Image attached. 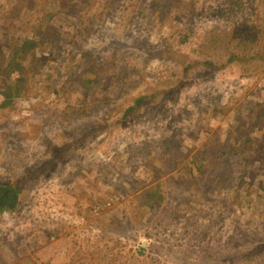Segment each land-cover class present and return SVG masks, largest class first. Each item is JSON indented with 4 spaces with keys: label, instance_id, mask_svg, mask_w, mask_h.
<instances>
[{
    "label": "rangeland",
    "instance_id": "1",
    "mask_svg": "<svg viewBox=\"0 0 264 264\" xmlns=\"http://www.w3.org/2000/svg\"><path fill=\"white\" fill-rule=\"evenodd\" d=\"M66 1L65 10L74 6L72 2L75 0ZM157 1L160 2H157L156 10V7L146 8V2L142 0H96L97 4L90 8L87 17L89 21L93 19L98 21V12L102 10L105 14L100 15V18L104 21L92 24L89 30L92 34L88 37L82 36L81 29L79 37L82 39L80 42L84 49L95 48L93 54L97 56L96 67L101 66V78L115 74L119 70H133L137 72L135 78H140L139 73L142 75L141 80L145 81L142 83V89L148 88L149 94L159 91L163 84L167 87L169 83L166 82L167 79H175L173 84L176 86L179 78H182L185 84L180 89L176 101L164 99L162 105L171 104L167 111L162 110L153 116L155 113H149L147 107L145 112H136L129 120L115 124L109 132L99 133L87 145L88 151L84 152L83 160L79 159L81 165L82 162L86 161L87 164L90 161L89 175L83 173L85 171L83 168L81 174L68 184L60 183L55 178L50 180L46 187L38 188L32 200L33 205L23 218L17 220L14 228L17 231L15 240L11 242L9 237L6 239L7 242L16 245L10 251L12 258H9V253L6 255L0 246V264H90L89 260L84 263L83 258L79 261L72 259L67 263L70 253L73 255L75 252L67 250L65 241V237L70 234L73 247L74 240L81 237V231L88 230L89 225L92 227V230L88 231L91 246L96 237L110 239L112 253H121L123 255L121 261L129 264V255L136 249L134 247L138 241L142 240L145 246L151 242V239L143 234L151 225L157 223L159 212L151 216L149 222H141L140 225L138 221L141 214L135 216L131 224L136 228L133 227L128 237L117 231L129 222V212L135 207V204L129 203L137 200V196L156 183H163L162 188L168 187L171 190L169 194L164 195L162 201L163 205L165 201L170 203L169 208L165 210L168 212L160 218L161 226L167 230L164 232L175 233L170 236L169 243L164 249H157L159 255L168 250L169 253L173 249L183 250L188 244L196 246L197 253L203 255L209 247L216 249L214 247L216 244L218 246L227 244L228 235L244 226L246 229L254 227L264 235V114L259 108L254 109L253 116L250 112L246 113L257 103L264 105V68L260 67L261 62L255 57L260 53L259 48L263 46L264 41V30L261 28L264 27V0ZM49 2L52 4L46 3L44 6L52 11L56 5L61 4L60 0ZM20 3L21 0L17 1V6ZM11 12L15 13L16 7ZM152 13L165 14L162 21L156 22ZM7 17L8 20H4V16H0L2 30H5L3 26L7 27L12 17L11 13ZM189 30L194 33L193 38L186 44H179V32ZM223 32L234 35L235 40L252 39L255 45L248 50L234 49L233 41H229L231 37L224 36L225 33L222 37ZM207 36H211L212 39L215 36V39H211L214 45L206 43ZM115 39L122 41L124 46L116 50L110 49L111 41ZM201 42L205 43L210 52L214 49L213 46L216 47L218 52L216 60H219L220 64L233 59L229 68L210 75L203 68L205 66L198 65L204 56V49L199 46ZM162 49L166 54L152 60L149 55H154ZM99 50L101 52H98ZM174 51L177 62L172 63L167 54ZM248 56L253 58L249 59ZM191 61L194 62L193 67L181 74L185 64ZM92 62L90 59L86 60L88 64ZM83 66L88 68L85 64ZM73 70H70V74H73ZM55 73L56 68H53L51 72L53 77ZM105 92L107 91L103 87L98 88L92 97L94 102L86 103L89 106L87 109L89 115L78 116L77 120L97 121L102 112ZM108 95V101L122 100L115 92ZM120 95L125 96L126 93ZM37 98L43 100L44 95H38ZM54 98L48 97L45 100L46 104L48 105ZM69 99L70 95L64 96L62 104L57 109L64 108ZM22 107L23 105H18L15 110L0 112V124L2 123L6 130L13 126L22 129L28 122V117L33 115V110L29 108L24 110ZM242 109L243 114L240 113ZM53 110L44 112L42 108H38L34 112V122L40 123L44 119L45 134L50 137L57 135L62 125L61 120L64 123H73L68 115L58 118ZM142 113L145 114L142 116ZM120 116L121 113L115 119ZM164 135H171L178 144L180 157L176 159L185 160L186 167L178 160L168 162L164 158L166 162H161L154 158V155L148 154L152 151L150 149L151 145L155 144L154 141ZM58 138L59 135L55 139ZM246 138H255L252 145L258 144V149L255 150L254 146L251 150L244 149L242 146ZM6 140L7 138L0 137V172L8 168L13 171L20 168L19 162L8 152V148L9 150L13 148L12 144L7 148ZM20 141L16 142L19 146L27 145V142ZM13 146L15 147V144ZM3 147H6L7 152L1 154ZM39 149L37 142L30 144L27 158L29 163L36 159L30 154L31 151L37 153ZM121 149L123 154L120 157L118 153ZM129 150H132L134 155L132 162L124 156L130 152ZM193 156L207 158L210 161L203 173L199 174L195 170ZM73 162L75 161L71 160L65 165L67 175L68 172L74 171ZM238 163L240 171H236L234 175L240 177L235 178L230 174L227 175L226 182H220L221 176L218 175L220 169L225 171ZM60 177H65V174L62 173ZM104 179L109 180L107 184H104ZM217 185L220 191L214 192L213 187ZM221 186L227 189L223 193L230 188L229 198L235 199L233 204H218L213 207L214 209L209 208L205 200L210 195L220 194L223 190ZM65 188L72 189V193L64 191ZM21 190L22 196H32L30 195L32 192L30 193L27 188L22 187ZM247 190L251 191V198L254 201L248 196L244 197ZM85 200H88V203ZM110 200L111 205L101 210V214L96 218L93 209ZM92 202L96 204L94 207L90 206ZM215 209L216 212L213 211ZM3 211L0 212L2 219L0 227L7 231L14 221L12 218L14 216L5 209ZM143 215V218H149V215L145 213ZM261 239L264 240V237ZM262 244L264 245V242ZM131 247L133 251L130 252ZM253 249L258 248H252V251ZM259 250L263 252L264 262V251ZM178 253L181 256L179 251ZM97 256L102 257L99 264H105L106 258L109 259L107 264H111L110 260H113L106 257L103 252ZM139 259L140 257L135 261L137 264ZM155 264L162 263L159 261Z\"/></svg>",
    "mask_w": 264,
    "mask_h": 264
},
{
    "label": "trees",
    "instance_id": "2",
    "mask_svg": "<svg viewBox=\"0 0 264 264\" xmlns=\"http://www.w3.org/2000/svg\"><path fill=\"white\" fill-rule=\"evenodd\" d=\"M17 1L20 0H0V16H4V20H8L7 15L11 13L12 17L8 21V25L3 26L5 30H2L0 26V95L4 98L0 105V112L15 110L16 106L23 105L22 109L29 108L33 110V115L28 117V122L22 129H18L13 126L6 130L5 126L0 124V137L7 138V148L11 146L12 149L8 152L19 162V169L13 171L8 168L0 172V212H9L13 214L14 219L11 226L7 231H10L12 235L15 234L13 231L17 225V220L23 218L25 214L29 211V207L33 205V198L38 192V188L46 187L50 180L55 178L60 181V183L68 184L73 178H77L83 173L87 175L90 174L89 169L90 161L86 164L85 162H79L83 160V154L88 151L87 145L92 139H94L102 131L109 132L115 124L123 122V120H129L131 115L136 112L146 111L149 107L148 112H153V116H156L162 110L167 111L170 108L169 105H162L164 99L176 101L177 95L180 89L184 86L185 80L179 78V82L176 86L173 84V80H168L167 87L164 84L161 89L153 94H149L148 88H143L142 83L145 82L141 80L142 75L139 73L140 78H135L137 72L133 70H119L115 74L105 75L103 78L101 75V66H97L96 63L97 56L94 55V49H84L82 46V39L79 37L81 29L83 31L82 36H89L92 33L89 31L90 27L94 23H101L104 19L100 18L104 12L99 10L98 21L94 19L89 21L88 15L90 8L96 5V0H75L72 3L73 7H69L65 10L67 6L66 0H60V5H56L54 10L46 8L44 5L52 3L49 0H21L19 6H17ZM146 2V8L153 9L156 7L157 10V0H142ZM55 6V5H54ZM252 6V5H250ZM16 7V12L12 13L11 10ZM179 8V5L176 4ZM110 12V11H108ZM107 12V13H108ZM192 12V11H191ZM167 13V12H165ZM152 13L153 20L160 22L163 20V15ZM105 14V13H104ZM88 16V17H87ZM192 16H194L192 14ZM192 16L190 18H192ZM264 30V27H261ZM138 32V29L136 30ZM23 32V33H20ZM126 32V31H125ZM236 32V31H235ZM87 33V34H85ZM224 36H230V42L233 41L232 47L234 49L244 48L248 50L250 47H254V42L252 39L235 40L234 35H229V32H223ZM193 32L191 30L187 32H179V44H186L191 38H193ZM239 37L240 34H237ZM215 39V36H213ZM223 37V35H222ZM147 38V37H146ZM212 37H206V43L208 45H214L212 43ZM215 41V40H214ZM227 43V42H226ZM205 43H200V48L204 49V56L201 58L198 65H203L206 72L210 75H215L220 70L229 68L230 62L233 60L225 61L220 64L219 60H216L218 52L216 47L211 52L204 45ZM110 49H117L118 47H123L124 43L122 41H111ZM204 45V46H203ZM257 47V46H256ZM101 50V49H100ZM98 52H101V51ZM260 53H257V57L261 64L260 67L264 68V41L263 46L259 48ZM170 51V50H167ZM207 53L209 55L207 56ZM166 53L164 50H160L154 55H149L152 60L156 58H161ZM176 51L167 54V58L170 62H177ZM233 58V56L231 57ZM252 59L253 56H248ZM92 60V63H86V60ZM78 66L75 68L74 66ZM64 63L65 66L62 64ZM193 61L185 64L184 69L181 70V74L186 73L190 68L193 67ZM86 65L88 68L84 67ZM41 68V70H39ZM53 68H56L55 76L51 74ZM64 68V70H61ZM81 68V69H80ZM75 69V70H73ZM70 70H73V74H70ZM147 75V73H146ZM128 81L130 84H128ZM164 82V81H162ZM116 85V87H115ZM103 87L107 92L103 95L104 104L101 106V114L98 116L97 121H79L78 116L89 115L87 109H89L87 102H94L93 94L98 88ZM129 87L131 89L138 88L136 91H129L122 89ZM141 87V88H140ZM119 90V91H116ZM115 92L119 95L121 101H108V94ZM121 96L120 94H125ZM44 95L43 100H38L37 96ZM51 94L55 95V98L50 101V105L46 104V99L50 97ZM70 95L69 103L62 109H57L62 104L64 96ZM86 101V102H85ZM85 102V103H84ZM250 104V103H249ZM162 105V106H160ZM42 108L44 112H48L51 109L56 113L58 118L63 116H69L73 123H64L61 120L59 131L56 136H48L45 134V124L44 119L42 122H34V112L35 109ZM259 108L264 114V105L262 103H257L246 113L250 112L253 116L254 109ZM244 109L240 110V113H244ZM121 113L119 118L117 115ZM145 113H142V116ZM169 118V115L167 116ZM258 118L256 117L255 121ZM170 123V122H168ZM59 135L58 139H55ZM172 135H174L172 133ZM27 142L25 147L19 146L16 142ZM255 138L245 139L243 142L244 149H258V144L252 145V141ZM29 142V143H28ZM37 142L39 150L36 152L31 151V155L36 157L33 163L28 161V150L31 143ZM155 144L151 145L152 151L148 154L154 155L161 162L164 158L171 162V160H178L176 158L180 157V153L177 150L178 144L173 140L171 135H164L158 137ZM257 142V141H256ZM10 143V144H9ZM15 144V147L13 146ZM92 146V145H89ZM262 149H260L261 151ZM129 153H125L129 160L132 162L134 157L132 150ZM7 152L6 147H3L2 153ZM119 156L123 154V149L119 151ZM225 154V152H224ZM157 155V156H155ZM194 168L201 174L204 169L210 163L207 158H202L198 156H193ZM73 162L74 171L68 172L65 167L66 163ZM134 160V159H133ZM37 161V162H36ZM179 163H183L186 167L185 160H178ZM222 161L228 162V159H222ZM166 162V161H164ZM86 164V165H85ZM85 165V166H84ZM79 167V168H78ZM236 171H240L239 163L234 166L228 167L227 170L223 171L220 169L218 175L221 176L220 182H226L227 175L233 174ZM64 173L65 177H60ZM67 175V176H66ZM59 176V177H58ZM239 178L240 176H235ZM43 180V181H42ZM108 179H104V184L108 183ZM163 183H156L149 187L141 195L137 196V200L131 201L129 204H135V207L129 213V224L122 226L118 229V233H123V236L128 237L133 231L131 222L135 219V216L141 214L139 219L140 223H146L151 220V216L159 212V217L155 225H151L149 230L144 231V236L151 239V242L144 245L142 240H139L133 253L129 255V264H137L136 259L140 257L139 264H155L160 261L162 264H263L262 253L259 249L264 251V242L260 230L257 231L253 228L246 229L241 228L240 230L232 231L226 241L227 244H222L218 246L214 245L216 249L208 248L207 251L202 253H197L198 249L196 246H189L185 249H177L171 251H166L159 255L157 249H164L165 245L169 243L170 236L175 233L167 234L161 226V218L168 211L170 203L165 201L162 204L163 197L171 192L170 188H162ZM25 187L32 194L30 197L22 196L21 189ZM220 187L214 186L213 191H220ZM220 194L214 196H208L205 200L206 205L209 208H213L218 204H233L234 198H229V190L221 186ZM245 189V188H244ZM66 192L72 193V189L65 190ZM251 197V191L247 190L244 193V197ZM232 198V199H231ZM88 203V200H85ZM254 201V200H253ZM90 202V201H89ZM108 201H105L107 203ZM86 204V203H85ZM96 204L93 202L90 206L94 207ZM144 207V209H141ZM26 209V210H25ZM214 209V208H213ZM25 210V211H24ZM216 212V209L213 210ZM149 215V218H143V214ZM169 214V213H168ZM169 215H173L169 214ZM176 216H178L176 214ZM0 218V222H1ZM4 222V219H3ZM259 227V226H257ZM92 227L89 225L88 230L84 229L82 236L74 241V246L71 247L70 234L65 237L66 248L75 252L73 255L70 253V259L67 263L76 257L83 258L86 263L87 260L90 264H99L102 261V257L97 256L98 253L103 252L106 257L113 258L110 260L111 264H125V261H121L123 255L119 252L112 253V244H110V239L104 240L103 237H96L93 240L92 246L90 245L89 232ZM0 227V246H2V251L12 258L10 254L12 249H14V244L7 242L8 232ZM180 233V232H179ZM73 235V234H72ZM71 235V237H72ZM84 237L86 239L84 240ZM136 238V237H134ZM97 240L102 242L98 243ZM84 243V244H83ZM182 246V245H181ZM180 246V247H181ZM184 248V246L182 247ZM252 248H258L253 249ZM0 249V250H1ZM133 247L130 248V252ZM180 252L181 256L179 255ZM169 253V254H168ZM175 253L174 257H172ZM113 254V255H112ZM168 254V255H166ZM109 259H104L105 264L108 263ZM120 260V261H119ZM251 261V262H250Z\"/></svg>",
    "mask_w": 264,
    "mask_h": 264
},
{
    "label": "built area",
    "instance_id": "3",
    "mask_svg": "<svg viewBox=\"0 0 264 264\" xmlns=\"http://www.w3.org/2000/svg\"><path fill=\"white\" fill-rule=\"evenodd\" d=\"M4 98L0 95V105L3 102ZM131 167L133 168V163L131 164ZM110 206V203L107 202L104 205H98L96 208L93 209V214L96 215L97 210H104L107 209Z\"/></svg>",
    "mask_w": 264,
    "mask_h": 264
},
{
    "label": "clouds",
    "instance_id": "4",
    "mask_svg": "<svg viewBox=\"0 0 264 264\" xmlns=\"http://www.w3.org/2000/svg\"><path fill=\"white\" fill-rule=\"evenodd\" d=\"M50 96H54L55 97V95L54 94H51ZM53 100V99H52ZM109 203H110V205H111V202H112V200H110V201H108ZM113 204V203H112ZM101 205H103V204H101ZM14 232H15V234L14 235H12L11 233H10V231H7L8 232V236L7 237H9V239L11 240V242H13L14 240H15V237H16V235H17V231L16 230H13ZM75 260H77V261H79V260H82L80 257H76V258H74Z\"/></svg>",
    "mask_w": 264,
    "mask_h": 264
},
{
    "label": "bare ground",
    "instance_id": "5",
    "mask_svg": "<svg viewBox=\"0 0 264 264\" xmlns=\"http://www.w3.org/2000/svg\"><path fill=\"white\" fill-rule=\"evenodd\" d=\"M99 214H101V210H97V213H96L95 217H96L97 215H99ZM100 217H102V215L99 216V218H100ZM96 218H98V217H96Z\"/></svg>",
    "mask_w": 264,
    "mask_h": 264
}]
</instances>
